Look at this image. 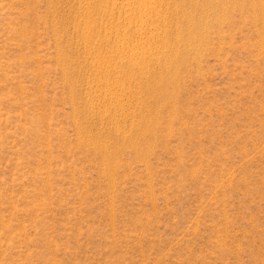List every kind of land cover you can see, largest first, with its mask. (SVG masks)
I'll return each instance as SVG.
<instances>
[{
  "label": "rangeland",
  "instance_id": "obj_1",
  "mask_svg": "<svg viewBox=\"0 0 264 264\" xmlns=\"http://www.w3.org/2000/svg\"><path fill=\"white\" fill-rule=\"evenodd\" d=\"M123 1L0 0V264H264V0Z\"/></svg>",
  "mask_w": 264,
  "mask_h": 264
},
{
  "label": "bare ground",
  "instance_id": "obj_2",
  "mask_svg": "<svg viewBox=\"0 0 264 264\" xmlns=\"http://www.w3.org/2000/svg\"><path fill=\"white\" fill-rule=\"evenodd\" d=\"M124 1H125V0H124ZM124 1H123V2H124ZM116 2L118 3V1H116ZM129 2H130V1H129ZM129 4L131 5V4H133V3H129ZM119 5H121V4H119ZM132 8H133V6H132ZM123 9H124V8H123ZM135 10H136V9H135ZM138 14H139V13H138ZM189 22H190V21H189ZM187 34H188V33H187Z\"/></svg>",
  "mask_w": 264,
  "mask_h": 264
}]
</instances>
